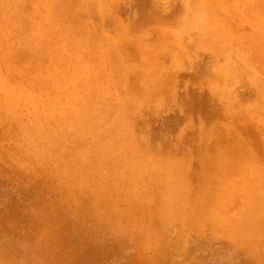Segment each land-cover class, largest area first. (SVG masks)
<instances>
[{
	"label": "rangeland",
	"instance_id": "rangeland-1",
	"mask_svg": "<svg viewBox=\"0 0 264 264\" xmlns=\"http://www.w3.org/2000/svg\"><path fill=\"white\" fill-rule=\"evenodd\" d=\"M28 1L24 30L59 11L77 32L55 55L57 26L0 28V264H264V0H70L78 18ZM66 82L112 111L125 86L139 110L57 136L64 114L41 107Z\"/></svg>",
	"mask_w": 264,
	"mask_h": 264
},
{
	"label": "bare ground",
	"instance_id": "bare-ground-1",
	"mask_svg": "<svg viewBox=\"0 0 264 264\" xmlns=\"http://www.w3.org/2000/svg\"><path fill=\"white\" fill-rule=\"evenodd\" d=\"M36 1V0H35ZM50 2H52L51 4H49L48 6V8H59L60 10H67V13H63L62 15L63 16H65V15H69V16H73V17H77V14H75L74 13V15H72V13H71V8H72V6H71V1L70 0H66L67 2H66V5L65 4H61L59 1H57V0H49ZM64 1V0H63ZM179 1V0H178ZM262 1V0H261ZM22 2H29L28 0H7V2H6V4L4 5V4H2V3H4V0H0V3L2 4V7H6V9H5V11H4V14H5V16L4 17H0V18H2L1 20H0V28L2 29V28H5V27H7V26H11L12 28H13V30H14V32L15 33H17V34H22V33H25L26 35H27V37H29V38H33V37H35V38H48V37H46L45 36V34L43 33V34H40L39 35V37L37 36V31H36V28H39V29H41V30H44V31H46V35H48V36H50V37H52V36H56V33L55 32H53L52 31V28H54L55 26H57V27H59V29H63L64 31H63V34L64 35H61V36H58L57 37V41H58V38H62V37H64L65 38V40H64V43H59V41H58V44L57 43H53V44H51V49H50V44L48 45V48L50 49V51L52 52V53H54L55 55H58V54H67L68 53V51L69 50H74V48H71L70 47V45H69V40H71V37L72 38H76V37H74V35H73V33H75V32H77V27H76V30L75 31H72V29L71 28H68L67 26H64V23H63V21H61V22H59L58 20H56V21H54V20H50V19H47V17L49 16V14H55V13H59L60 14V12L59 11H57V12H47V14H46V24H39V19L36 21V24L34 25V26H32V27H28V28H26L25 30L23 29V27H24V24H27L28 22H29V20H27L26 18H24V17H22V14L21 13H17V11H16V5H18V4H20L21 5V3ZM36 3V2H35ZM150 3V2H149ZM158 3V2H157ZM174 3V2H173ZM185 3V2H184ZM202 3H203V1H202ZM210 3V2H209ZM257 3V2H256ZM37 5V4H36ZM35 5V6H36ZM76 5L78 6V3H76ZM186 5V4H185ZM205 5V4H204ZM223 5V4H222ZM254 5V4H253ZM38 6V5H37ZM42 6V5H41ZM152 6V5H151ZM172 6V5H171ZM182 6V5H181ZM215 6V5H214ZM250 6V5H249ZM32 7H33V5H32ZM39 7V6H38ZM155 7V6H154ZM175 7V6H174ZM186 7H187V5H186ZM190 7V6H189ZM209 7V6H208ZM257 7V6H256ZM194 9V7H191V9ZM111 9V8H110ZM148 9V8H147ZM151 9V8H150ZM199 9V8H198ZM202 9V8H201ZM36 10H38V9H36ZM47 10V9H46ZM92 10V9H91ZM114 10H115V8H114ZM205 10H207L208 11V13H200V15L198 16V19H199V21L200 22H207L208 23V25H206V23H205V25L204 26H207L209 29H210V32L211 33H213L214 31H216L215 30V28L217 29V27H215L214 28V26H213V24L215 23H210L211 22V20H212V15L210 14V8H207V9H205ZM93 11H95V10H93ZM93 11H92V13H93ZM191 11V10H190ZM196 11H197V9H196ZM216 11V10H215ZM252 11V10H251ZM38 12V11H37ZM155 12V11H154ZM163 12V11H162ZM172 12V11H171ZM188 12V11H187ZM44 13V12H43ZM182 13V12H181ZM216 13V12H215ZM194 14V13H193ZM213 14V13H212ZM217 14V13H216ZM264 14V13H263ZM44 15V14H43ZM187 15V14H186ZM214 15V14H213ZM216 17V16H215ZM78 18V17H77ZM30 19H32L33 21H35L36 20V18H34V17H30ZM31 20V21H32ZM186 21V20H185ZM188 21V20H187ZM45 22V21H44ZM217 22V21H216ZM221 22V21H220ZM188 23V22H187ZM193 23V22H192ZM191 23V24H192ZM225 23V22H224ZM216 24V23H215ZM214 24V25H215ZM190 25V24H189ZM192 25H194V24H192ZM199 25H201V24H199ZM219 25V24H218ZM199 27H202V25L201 26H199ZM196 28H198V27H196ZM200 29V28H199ZM217 31H220V30H217ZM36 32V33H35ZM184 32V31H183ZM79 37H80V35H79V33H76ZM33 36V37H32ZM222 37V34H220L219 36H218V38H221ZM61 40V39H60ZM230 41V40H229ZM32 42V41H31ZM37 45H41L40 43H36ZM85 45H87V43L85 42ZM236 52V51H235ZM94 53H95V51H94ZM238 53V52H237ZM93 55H96V54H93ZM233 56V55H232ZM236 56H238V55H236ZM244 56V55H243ZM84 57H86V54L84 55ZM240 57V56H239ZM191 58V57H190ZM85 60H87V61H89V62H91V63H98V62H96L97 60H94V59H85ZM154 61H156V59L154 58L153 59ZM116 64V63H115ZM250 64V63H249ZM105 65L106 66H109L107 63H105ZM240 65V64H239ZM238 65V66H239ZM67 66V65H66ZM253 66V65H252ZM156 67L157 66H153V75H151V77L150 78H148V81L149 82H151L152 84H154V86L155 87H158V88H160V85L159 84H157L156 82H154V74H155V69H156ZM66 70H68V69H66ZM110 70V69H109ZM236 70V69H235ZM218 71V70H217ZM221 71V70H220ZM158 73V72H157ZM156 73V74H157ZM218 73V72H217ZM222 73H224V72H222ZM101 74H104V75H106L105 74V72H104V70H102V72H101ZM223 75V74H222ZM109 77V76H108ZM244 77V76H243ZM248 77V76H247ZM252 77V76H251ZM250 77V78H251ZM249 78V79H250ZM44 80V78L43 79H41L39 82H41V81H43ZM253 79L251 78V81H252ZM70 81V79L69 80H67V82H69ZM237 81V80H236ZM260 81V80H259ZM66 82V83H67ZM115 82H116V79H115ZM117 83V82H116ZM128 83V82H127ZM126 83V84H127ZM224 83V82H223ZM257 83H259V82H257ZM263 83V82H262ZM99 84H100V81L99 80H97L96 81V83H95V85H94V87H96L97 88V90L98 89H102L101 91H99V92H97L99 95H104V94H108V91H107V88L110 86V84L108 85L107 84V87L105 88V87H103V88H99ZM118 84V83H117ZM125 84V85H126ZM260 84V83H259ZM129 85H131L130 83H128V85H126L127 87H130L131 88V86H129ZM168 85H170L169 83H168ZM245 85V84H244ZM6 86V85H5ZM264 86V85H263ZM120 87V86H119ZM126 87V88H127ZM253 88H254V86H252ZM6 88V87H5ZM77 84H74L73 82H71V83H67V84H62V85H60L57 89H56V94H55V96L56 97H53V98H56V101H47V102H44L43 104H42V107H41V111H43L45 114H48V112H55V113H57V114H59V115H63L64 114V123H63V125H62V130L60 129V128H57V131H55L53 134H55V135H57V136H69V138L68 139H70V136H71V133H74V132H80V133H83V134H86V133H84V132H81L82 130H86V132L90 129V128H92L93 129V131H96V130H94V129H97V126H95L94 125V121H97V122H102L103 123V119H98V117L99 116H102V117H104V114L107 112V110L109 109V111H110V113L108 114V115H106V117H108V116H110V117H113V120H114V126H112V128H114V130H115V128H117V127H123V128H126V127H128L129 126V120H128V117H127V113H128V111H133V110H139L138 109V107H139V105H140V103L138 102V101H136L135 100V98L134 99H131V98H129V97H127V96H124L123 95V93H125L124 92V90H125V86H123V89H119L118 88V86H116V92H117V95H116V97L115 98H117V96L118 95H120V96H122V97H124L123 99H121L120 101H121V103L124 105V107L120 110V111H112V108L114 107L113 105H112V103L110 102V101H107V99H105V98H103V99H97V98H95V99H92V100H86V101H89L90 103L88 104H81V103H79L80 101H81V97L79 96V93L77 92ZM66 89V90H65ZM70 89V90H69ZM163 89V88H162ZM221 89V88H220ZM65 90V97H66V99H67V101L68 102H65L64 104H62L61 103V98H57V97H60L61 95H62V97L64 96L63 95V91ZM123 90V91H122ZM127 90V89H126ZM125 90V91H126ZM130 90V89H129ZM254 90H256L255 88H254ZM261 90L263 91L264 90V88L262 89L261 88ZM11 91V90H10ZM114 91V90H113ZM160 91H162L161 90V88H160ZM128 92V91H127ZM60 93H62V94H60ZM224 93V92H223ZM12 94V93H11ZM116 94V93H115ZM227 94V93H226ZM132 95V94H131ZM109 96H111V95H109ZM115 96V95H114ZM15 97V96H14ZM88 97V96H87ZM113 97V96H112ZM17 98V97H16ZM46 98V97H45ZM207 100V99H206ZM58 101H60V102H58ZM56 102H58V103H56ZM115 102H119L117 99L115 100ZM208 102V101H207ZM237 102H239V101H237ZM48 104H52L53 105V107L54 108H50V107H48ZM229 104V103H228ZM60 105H63V106H65V107H68V108H66V110H64L62 113L60 112V110L59 111H56L57 110V106H59V108H60ZM106 106V107H105ZM196 106V105H195ZM198 106V105H197ZM81 107H83L82 108V111H81ZM193 107V106H192ZM33 108V107H32ZM201 111H202V109H201ZM197 112V111H196ZM204 112V111H203ZM50 114V113H49ZM52 114H54V113H52ZM107 114V113H106ZM38 115V114H37ZM32 116V115H31ZM36 116V115H35ZM40 116V115H39ZM60 117V116H59ZM105 117V118H106ZM124 117H126L125 118V120L123 119ZM40 118H41V116H40ZM55 118V117H54ZM45 119V118H44ZM47 119H48V117H47ZM34 120V119H33ZM105 120V119H104ZM106 120H108V119H106ZM49 122V121H48ZM48 122H46V123H48ZM54 122H56L55 120H54ZM58 122V121H57ZM102 123L101 124H99L100 126L102 125ZM49 124V123H48ZM53 124V123H52ZM66 124V125H65ZM68 124H70V125H72L74 128H75V131H72V130H66L65 128L67 127V125ZM105 124V123H104ZM55 125V124H54ZM61 126V125H60ZM59 126V127H60ZM104 126V125H103ZM96 127V128H95ZM135 127V126H134ZM133 127V128H134ZM40 128V129H39ZM38 128V132H39V134L42 136V137H45V134H46V137L49 139V134L47 133V131H46V133H45V131H44V128L42 127V126H40ZM49 129V128H48ZM128 130V129H127ZM126 130V131H127ZM134 130V129H133ZM133 130H131V131H133ZM129 131V130H128ZM52 132V131H51ZM49 133H50V130H49ZM63 133V134H62ZM89 133V132H88ZM88 135V134H87ZM46 138V139H47ZM63 138V137H62ZM66 138V137H65ZM67 139V138H66ZM65 140V139H64ZM59 145V144H58ZM101 151V150H100ZM136 151H137V148H136ZM198 151V150H197ZM200 151H201V149H200ZM97 152H99V151H97ZM120 152V151H119ZM77 153H78V151H77ZM202 153V152H201ZM73 154V153H72ZM76 154V153H75ZM71 155V154H70ZM74 155V154H73ZM96 155H98L97 153H96ZM75 156H78V155H75ZM74 156V157H75ZM99 156V155H98ZM99 158V157H98ZM52 161V160H51ZM80 161V160H79ZM82 161V160H81ZM54 162V161H53ZM99 164H100V162H99ZM100 166H102V165H100ZM103 167V166H102ZM139 195H142V194H140L139 193ZM140 197V196H139Z\"/></svg>",
	"mask_w": 264,
	"mask_h": 264
}]
</instances>
